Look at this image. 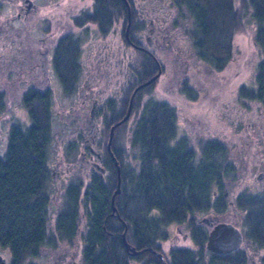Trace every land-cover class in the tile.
<instances>
[{"label": "trees", "instance_id": "1", "mask_svg": "<svg viewBox=\"0 0 264 264\" xmlns=\"http://www.w3.org/2000/svg\"><path fill=\"white\" fill-rule=\"evenodd\" d=\"M127 1L133 40L134 32L130 31L142 29L145 23L136 16L135 0ZM154 1L158 5L167 3L174 13L170 27L175 31L187 29L195 53L216 69L231 60L233 35L244 15L250 14L255 25L253 39L264 52V0H242L241 6L237 0ZM92 5L90 11L80 13L75 25L95 21L104 35L115 22L126 26L125 0H93ZM80 44V38L71 35L59 41L56 48L54 68L67 91L77 82ZM145 59L137 70L138 81L148 80L152 76L148 73L157 70L152 56ZM256 75L257 89L264 93V58L256 64ZM143 88L134 98L137 108L130 128H125L126 121L114 127L111 149L121 166L115 212L111 196L116 189L117 169L107 141L110 128L125 115V96L121 106L113 105L104 116L98 141L104 171L92 173L87 185L76 174L61 184L53 176L48 160L56 145L48 104L29 111L28 126L15 121L7 129L0 154V250L10 251L11 264H25L42 247L58 241L78 251L80 264H163L156 251H162L172 223L185 221L197 226L196 214L208 209L213 189L221 190L217 211H226L228 203L221 189L231 168L226 147L211 138L204 141L198 137L192 144L188 135H179L175 107L152 95L144 100ZM0 103L1 111L2 98ZM55 192L61 206L52 217L49 211ZM235 205L243 212L246 238L256 250L264 249V191L241 195ZM124 230L129 243L143 252L128 253ZM175 256L165 257L164 263L197 264L194 254L182 261ZM242 257L239 248L235 254L219 256L217 263L232 264L230 258L241 261Z\"/></svg>", "mask_w": 264, "mask_h": 264}, {"label": "flooded vegetation", "instance_id": "2", "mask_svg": "<svg viewBox=\"0 0 264 264\" xmlns=\"http://www.w3.org/2000/svg\"><path fill=\"white\" fill-rule=\"evenodd\" d=\"M63 6L68 15L62 16L59 21L57 19L54 23L49 17L46 19V25L42 23L34 25L28 30V34L22 38L20 32H22L24 25L39 14L37 3L34 0H0V24L2 25L3 21L1 20L5 19L1 16L3 13L8 19V26L5 29L0 25V75L6 72L7 78L13 80L12 82H15L17 76L20 87L17 92L11 85L7 86V89L0 88V98L4 100V108L0 111V116L1 112L4 115L8 114L6 119L10 120L6 123L1 136L4 143L0 145V154L4 151L7 129L17 121L16 116L19 114L17 110L25 109L29 114V111L34 110V108L48 104L51 114L50 126L55 145L58 142L71 149L81 143L83 148L80 151V159L77 161L79 170L73 171L71 166L69 169V161L63 168L65 175L66 172H71L70 177H72V174L75 173L81 178L84 185H87L92 173L98 172L97 163L101 164L103 160V153L98 145V134L100 127L102 128L104 116L112 109L113 105L119 107L124 103L122 100L124 94L118 95L116 92L117 94L111 93L102 97L100 91L103 92V89H99L100 82L88 79L90 77L87 75L81 76L82 80L80 79L78 84L76 82L77 92L75 93L70 85L68 91L63 89L62 83L63 88L61 87V90L56 87V77L58 76L54 68L56 48L58 42L64 37L75 35L72 16L74 18L78 13L70 12V6L67 2ZM166 10L168 13V9ZM83 11L84 9H82ZM167 17L166 14L162 16L160 11L155 9L148 23V33L152 34V38L148 37V47L131 44L148 53H154V50H157L168 59L172 55L175 56L173 64L176 77H174L171 87L176 86L175 90L177 89L182 99L177 105L168 98L161 99L162 97L155 92L149 93L147 98L152 95L153 99L164 101L175 107L178 115L179 135H188L192 144L198 141V137L204 141L211 138L221 142L226 147L231 168L221 188L222 195L228 203L226 211H217L216 202L221 190L213 189L208 209L196 214L195 224L197 226H189L184 221L175 223L174 228L171 229L173 225L171 224L169 226L170 236L163 241L162 251L159 252L163 254L164 259L165 257L170 259L171 255L174 254L177 260L182 261L187 256L194 254V261L197 264H224L217 263L218 257L235 254V250L227 253L210 250L207 247V241L211 230L220 222H230L239 227L236 220L227 218V215L231 213L237 216V213L233 211V208L239 210L235 205L237 200L246 193L264 191V93L257 89L256 67L253 79H244L240 76L237 78L239 80L236 89L232 88L236 78L231 80L230 76H220L219 79L206 85L201 73L218 72L230 66L234 59V42H232V58L222 69H216L200 59L194 49L190 52L194 59L189 60L188 54H184L174 42L173 28L168 24ZM33 31H43L45 34L37 36V38L32 35ZM254 31L255 27L253 36ZM16 37L22 38V40L17 41ZM36 41L40 45H32ZM253 43L258 49H261L254 39ZM262 54H264L263 51ZM152 57L158 66L157 70H159L160 63L153 55ZM263 58L264 55L260 60ZM163 67L161 64L160 74L164 71ZM195 68H197L198 74L194 73ZM58 94L61 95V99ZM207 94H211L214 100L202 99V95ZM230 98L233 101L228 100ZM88 102L90 105L87 104ZM187 103H192L191 108L195 110L192 109L187 113L185 110L188 108ZM219 106H221L220 111L225 110L226 116L220 113V116L218 115ZM224 106L226 107L222 108ZM10 108L11 111H9ZM87 111L91 113L90 116H85L88 114ZM207 114H212L213 117L208 119ZM127 125V128H130L131 124L128 123ZM95 127L96 131L93 132ZM190 128L192 131H187ZM53 176L55 177L54 172ZM58 176L60 177L59 173ZM70 177L63 176L61 183L66 182ZM58 180L60 182V179ZM54 199L55 197L53 201ZM59 199L56 205L53 204V201L50 204L49 213L52 217L55 216L61 206ZM240 230L243 233V239L239 248L242 249L243 257L241 261L230 258L232 264H264V249L256 250L253 248L251 242L246 238L244 230L241 228ZM166 241L169 243L168 247L164 249ZM176 250H180V252H175ZM0 255L5 259L6 264H11V254H8V251L6 254V251L0 250ZM30 262L31 264H80V258L74 247L58 241L53 245L42 247L39 253L27 263ZM163 264L165 263L163 262Z\"/></svg>", "mask_w": 264, "mask_h": 264}, {"label": "rangeland", "instance_id": "3", "mask_svg": "<svg viewBox=\"0 0 264 264\" xmlns=\"http://www.w3.org/2000/svg\"><path fill=\"white\" fill-rule=\"evenodd\" d=\"M34 1L38 5L39 14L34 16L30 22L24 25L22 32H20L22 34V38L24 37V35L28 34V30L32 28L34 25L36 24L38 25L41 23L46 25L45 23H46L47 18L51 17L52 18L51 20H53V23H54L55 20L58 19L57 21H59V19L62 16L68 15L66 14L67 12L64 10V6H63L67 2L68 5L70 6V9H69L70 12H74V13L78 12L74 16V18L72 16L73 23H74L73 33L77 37L80 38V43H81L80 44V49H81L80 56L78 57L80 70L77 72V77H78L77 84L79 83L78 81L82 80L81 76L83 77L87 75V77H90L88 79H92L95 82L96 81L100 82L99 89L100 90L103 89V92L100 91L102 97L105 95L111 94V93H116V92L118 93V95L124 94L123 96H125V99H126L125 101L126 109H124L125 115L128 113V111H129V115L131 113V115L128 116L129 118H127L128 121H126V124L124 125L125 128H127L128 126L127 124L131 123L132 120L134 119L133 118L135 114L134 112H135V109L137 108L134 102V98H135L134 96L136 95L137 91L141 87H144L140 91H142L143 97L145 98L148 97L147 88L151 86L149 92L150 93L155 92L156 94L158 93L162 97L161 99L168 98L169 100L174 101L177 105L181 102L182 97L178 94L177 89L175 90L176 86L171 87L172 81L174 77H176V74L174 72V64H173V60L175 59V56L172 55L170 59H168V58H165L163 54L159 53L157 50H154V53L151 52L152 55L156 58L157 62L160 63V68L159 70H156L155 72L148 73V75L149 74L152 75L149 79H151L153 76L157 74L158 75L150 83L145 84V82H147L146 79H143V81L137 80L139 79L137 78V70L140 68V66L142 67L143 62H146L145 61L146 55H149V56H152V55L151 53H148L147 51L141 48H137L133 44H131V43H134L136 45H144L145 47H148L147 45L148 37L152 38V34L148 33V29H149L148 23H149V18L155 9L156 10L158 9V11H160L162 16L166 14V17L168 16L167 17L168 24L171 25V22L173 21V18H174V13L169 9V6L167 5L166 2L161 3V5H158V4H155L156 2L154 0H135L134 1V9L137 10L136 16H138V18L141 19L142 21L144 20L145 26L140 30L134 29L130 31V32H134V35L132 36L134 39L132 40L129 35V29H128V32L126 33L127 24L125 27L122 28L120 23L115 22L110 32L108 31L106 35L100 32L98 25L95 21L88 20L83 26L75 25V20H77V18L80 16V12L82 13V9H84L85 11H90L92 9L93 0H34ZM242 3H243L242 0H237V4L239 6H241ZM166 9H168V13ZM1 16L5 19L1 20L3 21V23L2 25L1 24L0 25L3 29H5L8 26V22H7L8 19L7 17H5V13H3ZM127 22H128V18H127ZM131 22H132V14H131ZM254 27L255 25L250 17V14L248 16L244 15L241 21L240 27H238L232 39L234 42L233 44L234 45V59L231 65L227 66L226 68L218 72H214V71L202 72L201 73L203 74L202 79H204V81L206 82V85H209L211 82L215 81L216 79H219L220 76H223V77L230 76L231 80H234L236 78L235 82L232 85V88L236 89L238 85V80H239L237 78L239 76L240 78L243 77L244 79L246 78H250V80L253 79L256 64H258V61L261 59L262 55H264L262 54L261 49H258V47L255 46L253 43L252 37H253ZM175 30L173 29L172 35L174 34L173 35V37L175 38L174 42H176L177 47H180L184 54H188L189 60L194 59V56L192 55V53H190L193 51L192 50L193 47H192L191 38L186 33L187 29H184V30L178 29L180 31H175ZM42 32L43 31H33L32 35L39 37L45 34V32L43 33ZM22 38L21 39L17 38V41L19 40L21 41ZM36 44L40 45L38 41H36L32 45H36ZM161 64H163L164 66L163 67L164 71L163 73L160 74ZM83 66H84V70H83ZM156 67L158 68V66ZM152 68L153 70H155V67L152 66ZM194 71H195L194 72L195 74L199 73L197 71V68H195ZM6 75H7L6 72L3 75H0V88L7 89V86L11 85L16 92L20 90V87L18 86L19 83L17 82V76H16V79L14 80L15 82H12L13 80L8 79ZM13 78H15V76H13ZM56 79H57L56 87L59 90H61V87H62L61 81L58 76L56 77ZM73 91L74 93L77 92V85L74 86ZM60 96L61 95L58 94L59 98ZM225 97H226V93H225ZM202 99L212 100L213 97L211 94H207V95H202ZM210 100L208 102V105L210 103ZM228 100L233 101V99L231 98ZM87 104L90 105V102H88ZM191 104L189 103L186 104V106H188V108L185 109L187 110V113H189L193 109L191 108ZM225 107L226 106L222 108H225ZM218 108H219L218 109L219 116L220 114L224 116L227 115L225 114V110L220 111L221 106H219ZM11 110L12 109L10 108L9 111ZM20 110L22 109L17 110L19 112V114L16 116L17 121L20 124H22L24 127H26L30 124L29 114L25 109L22 111ZM198 112H199V108H198ZM90 114L91 113L88 112V114H85V116H88V115L90 116ZM7 115L8 114L4 115L1 112L0 145L4 143V140L1 138V136L5 129V126L7 125L6 123L10 121L6 119ZM211 117H213L212 114L208 115V119ZM122 122H125V121H122ZM217 129H219V127H217ZM101 130L102 129L100 127L99 134ZM188 130L189 132H191L192 128L187 129V131ZM95 131H96V127L94 128L93 132ZM98 140H100L99 137H98ZM56 143H57L56 146H54L56 148V151L51 150L48 163L50 164V167L53 170L55 177L60 179L59 184H61V178L63 176H67V177L71 176V172L70 173L66 172V175H65V170H63V168L69 161H70L69 169L72 167L73 171L79 170L77 167V164H78L77 161L80 159V156H81L80 151L83 148H82V144L80 143L76 147L68 150L66 145L58 143V142ZM101 152L103 153V150ZM58 173L60 177L58 176ZM73 175H75V173H73L72 176ZM58 198L59 196L57 192L55 194V199L53 201V204L56 205ZM233 211L237 213L236 214L237 216L231 213L227 215V218L228 219L233 218V220H236V223L238 224V226L242 230H244L245 225L243 222L242 210L240 209L237 210L233 208ZM172 224L173 225L171 229L174 228L175 223H172ZM168 243L169 241H166L164 249L168 247ZM9 253L10 251L8 252V254ZM6 254H7V251H6ZM133 264H138V262L133 261Z\"/></svg>", "mask_w": 264, "mask_h": 264}, {"label": "water", "instance_id": "4", "mask_svg": "<svg viewBox=\"0 0 264 264\" xmlns=\"http://www.w3.org/2000/svg\"><path fill=\"white\" fill-rule=\"evenodd\" d=\"M125 2L127 4V9H128V22H127V29H126V33H127L129 26L131 24V7H130V3L127 0H125ZM157 75L147 80L145 84L150 83L153 79L156 78ZM92 116H93V111H92ZM128 116H129V111L119 122H117L111 127L108 142H107V150L111 154V157L114 160V163L117 169L116 189L113 191L112 196H111V206H112L113 212H115L116 210L115 196L121 190V166L112 152L111 141H112L115 125L121 123L122 121H125L128 118ZM98 155L99 157H101L100 153H98ZM97 164H98L97 165L98 168L103 172L104 167H102L100 163H97ZM122 235H123V241H124L125 247L130 255L139 254L144 251V249H137L135 246L129 243V241L126 238V230L123 231ZM242 239H243V233L239 227H237L236 225L230 222H220L215 225L214 229L211 230L208 241H207V247L210 250L218 252V253H227V252H231V251L238 249ZM156 253L158 254L159 257L163 259V262H164L163 254L158 251H156ZM0 264H6L5 259L1 255H0Z\"/></svg>", "mask_w": 264, "mask_h": 264}]
</instances>
